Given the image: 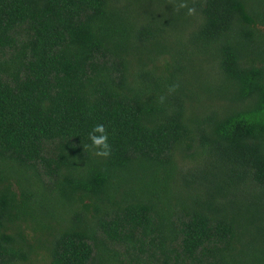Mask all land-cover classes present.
I'll return each mask as SVG.
<instances>
[{"label":"trees","instance_id":"16d2710c","mask_svg":"<svg viewBox=\"0 0 264 264\" xmlns=\"http://www.w3.org/2000/svg\"><path fill=\"white\" fill-rule=\"evenodd\" d=\"M0 264H264V0H0Z\"/></svg>","mask_w":264,"mask_h":264},{"label":"clouds","instance_id":"9594fccd","mask_svg":"<svg viewBox=\"0 0 264 264\" xmlns=\"http://www.w3.org/2000/svg\"><path fill=\"white\" fill-rule=\"evenodd\" d=\"M187 7L186 3H181L179 8ZM194 9L188 8V14H192ZM178 85H172L169 91H175ZM163 102V97L161 98ZM90 144L85 145V148H90L95 152V155L100 157H108L111 154V145L108 142V132L103 124H97L93 127L92 131L88 134Z\"/></svg>","mask_w":264,"mask_h":264},{"label":"rangeland","instance_id":"374dc122","mask_svg":"<svg viewBox=\"0 0 264 264\" xmlns=\"http://www.w3.org/2000/svg\"><path fill=\"white\" fill-rule=\"evenodd\" d=\"M50 223H52V220H51V222Z\"/></svg>","mask_w":264,"mask_h":264}]
</instances>
